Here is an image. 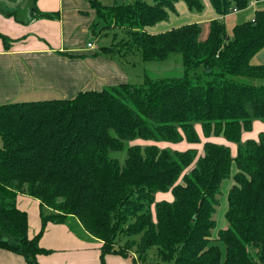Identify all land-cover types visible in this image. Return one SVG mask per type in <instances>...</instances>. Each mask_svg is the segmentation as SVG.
Instances as JSON below:
<instances>
[{
  "label": "trees",
  "instance_id": "1",
  "mask_svg": "<svg viewBox=\"0 0 264 264\" xmlns=\"http://www.w3.org/2000/svg\"><path fill=\"white\" fill-rule=\"evenodd\" d=\"M88 1L98 15L93 36L115 29L111 47L92 56L114 59L116 48L125 46L147 63L180 55L183 75L84 90L70 100L0 104V250L40 264L39 256L52 253L40 241L54 223L101 242V264L107 255L154 264L153 249L156 264H264V132L240 146L236 158L216 142H204L200 154L157 144H199L197 124L206 139L240 144L256 120L264 121V64H251L264 49V0H258L263 8L252 21L234 27L232 37L221 19L210 21L207 36L199 23L148 31L177 15L181 1L201 11V0L110 6ZM210 3L223 19L247 10L252 0ZM33 14L61 17L37 8ZM0 39L7 52L17 41L1 31ZM135 140L153 144L130 143ZM112 152L125 153V160L110 157ZM230 178L235 184L227 194L229 227L215 236L218 195ZM158 193H170L173 201L158 202ZM20 194L40 202L41 231L32 238L29 216L18 207Z\"/></svg>",
  "mask_w": 264,
  "mask_h": 264
},
{
  "label": "crops",
  "instance_id": "2",
  "mask_svg": "<svg viewBox=\"0 0 264 264\" xmlns=\"http://www.w3.org/2000/svg\"><path fill=\"white\" fill-rule=\"evenodd\" d=\"M28 1L0 0V31L10 39L17 40L11 43V50L7 52L0 39V104H10L21 97L41 92L70 100L84 90L98 91L102 90L104 85L112 87L126 83L127 77L115 61L99 55L92 56L97 50L90 51L87 48V43L97 37L92 34V26L98 20V15L90 1L37 0L38 11L51 14L59 12L60 19H36L33 14L32 22L24 25L18 22L16 16L24 13ZM97 1L103 5L107 2ZM176 8L178 12L176 16L190 13L183 2L178 3ZM213 19L223 21L220 16L213 14L208 22L206 20L197 22L207 29L204 31L205 36ZM159 27L161 30L167 28ZM70 54L79 57H70ZM198 135L205 139L204 142L222 144L218 137L204 138L201 129ZM138 144L152 145L146 141ZM188 146L187 142H183L177 144L176 148L184 151ZM157 195L158 202L173 201L170 193ZM17 202L18 207L29 216L32 238L41 231L40 202L21 194L18 195ZM40 244L43 248L52 250L51 254L38 257L40 264H101L102 243L95 239L79 237L64 224L49 223ZM0 264L27 262L20 255L0 250ZM106 264L134 263L132 258L107 255Z\"/></svg>",
  "mask_w": 264,
  "mask_h": 264
},
{
  "label": "rangeland",
  "instance_id": "3",
  "mask_svg": "<svg viewBox=\"0 0 264 264\" xmlns=\"http://www.w3.org/2000/svg\"><path fill=\"white\" fill-rule=\"evenodd\" d=\"M133 1H135V0H133ZM147 1L150 2V0H147ZM201 1L203 3V9L201 11H197V10L189 11L190 13H188V14L187 13H181V16L171 15L170 18L167 19V21H163L161 23L154 25L153 27L149 28L148 31H150L151 34L163 33L164 31L167 32L168 30L180 28L181 25L195 24L200 20H206V22H208L209 17L212 16L213 14H216V12L212 9V7H211L212 5L210 3V0H201ZM124 2H126V1L125 0H119V1L107 0V2H105L104 6H110V5H113L114 3L124 4ZM181 2L186 4L184 1H181ZM259 8H263V6H255L254 7L252 5V7L248 8L245 11H239L238 13H234V14H230V15L225 16L223 18V23L226 25L227 36L232 37L233 29L235 26H238V24L252 21L254 18L256 9H259ZM159 26H167V28H166V30H161V28ZM205 30L207 31V29H204V31ZM98 32L99 33L97 34V37L93 39V42L96 44L97 49L101 48V47H111V45L113 44V36L115 34V29L110 31L109 35L101 34L100 31H98ZM118 32L119 31H117V33ZM122 39H124V35L119 33V41ZM102 57H105V56H102ZM111 57L114 58V59H112V58L111 59L113 61H115V63H117V65L120 67L121 71L124 72L125 76L127 77L126 82H130L132 84H141V82H143L145 77H150L153 79H155V78L180 77L183 75V72H184L180 55H172L168 59V61H166V62L147 63V62L142 61L141 56H139L138 52L135 49H128V47L125 46L124 48H122V47L116 48L115 52L112 54ZM105 58L110 59L109 57H105ZM251 64L252 65L264 64V49L259 51V53H257L253 57ZM253 83L263 84V81L255 79L253 81ZM106 87H109V86L104 85L102 89H105ZM93 90H96V89H93ZM56 98L61 99L62 97H58V95L54 96L50 93L41 92V93H36L34 95H27L25 97H21L15 101L16 102H27L29 100L30 101H32V100L39 101L42 99H56ZM253 124H254V126H253L252 131L244 132L242 134V141L240 144L227 141L223 137H218V138H220V139H218L219 142H221L223 145L230 148V151L232 153L233 158L237 157V154H238L237 151H238L240 146L245 145L248 140L258 139L259 133L264 131V121L256 120L255 123H253ZM196 129H197L198 133L200 132V129H201L202 136L204 137L202 125L197 124ZM200 140H201V143L189 144L188 148L197 149L199 154H200V152L202 150V144L204 143L205 139L200 137ZM142 141L141 140H135V141L130 142V143L138 144V142H142ZM146 142L147 143L151 142L153 144L152 141H146ZM157 144L161 148H167L170 150L172 149V150L180 151V149L176 148L177 144H174L172 142L171 143L158 142ZM143 145L145 146L146 144H143ZM191 145H193V146H191ZM1 146H2V141L0 139V147ZM188 148H186V149H188ZM110 157H112L114 159L118 158L122 162L126 158L125 153H123V152H114V153L112 152V153H110ZM233 172L234 173L237 172V167H235V165H233ZM233 184H235V181H233V179L230 178L227 182H225L222 185L221 193L218 195L220 204L216 208L217 212H216V215L214 217L215 221H217V224H218L216 230L214 231L215 236L217 235L219 230L227 229L229 227V224H227V221H226V213L228 211L227 210L228 209V196H227V194H228L229 188H231V186H233ZM158 194H161V193H158ZM157 200H158V198H157ZM216 244L220 245V247L222 248V252L225 254L226 253L225 252V245L221 241H217ZM155 254H156L155 249H153L149 252L150 260L154 264H156L155 262L157 261ZM160 264H165V263L161 262Z\"/></svg>",
  "mask_w": 264,
  "mask_h": 264
},
{
  "label": "water",
  "instance_id": "4",
  "mask_svg": "<svg viewBox=\"0 0 264 264\" xmlns=\"http://www.w3.org/2000/svg\"><path fill=\"white\" fill-rule=\"evenodd\" d=\"M37 0H29L28 4L26 6V9L24 11L23 14H19L17 15V20L18 22L22 23V24H29L30 22H32L33 20V13L36 9V3ZM210 70H207V73H210Z\"/></svg>",
  "mask_w": 264,
  "mask_h": 264
},
{
  "label": "built area",
  "instance_id": "5",
  "mask_svg": "<svg viewBox=\"0 0 264 264\" xmlns=\"http://www.w3.org/2000/svg\"><path fill=\"white\" fill-rule=\"evenodd\" d=\"M258 3V0H252V4H251V7H252V5L254 6V5H256ZM88 45H87V48H88V50H90V51H95V50H97V47H96V44L92 41V42H89V43H87Z\"/></svg>",
  "mask_w": 264,
  "mask_h": 264
}]
</instances>
